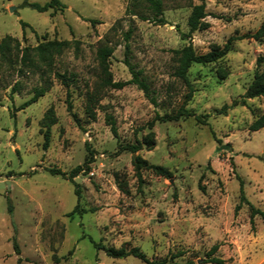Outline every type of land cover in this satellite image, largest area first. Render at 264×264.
Masks as SVG:
<instances>
[{
  "label": "rangeland",
  "instance_id": "374dc122",
  "mask_svg": "<svg viewBox=\"0 0 264 264\" xmlns=\"http://www.w3.org/2000/svg\"><path fill=\"white\" fill-rule=\"evenodd\" d=\"M24 1L48 0H0V38L18 40L5 59L0 57V264H146L132 255L110 257L94 242L136 246L154 260L176 255L173 262L179 264H215L208 261L212 256L225 264H250L264 245V220L256 214L250 224L245 202L235 211L237 176L245 197L264 209V127L249 129L264 112V95L225 112L221 108L239 101L254 73L264 69V62L256 63L264 56V38H236L258 28L264 0H205L209 26L189 37L181 33H187V17L199 0H161L164 24L126 12L129 0H60L61 11H37ZM140 10L149 15L145 7ZM20 20L28 23L24 36ZM128 28L129 62L142 71L157 106L135 84L101 83V46L112 49L106 59L110 77H131L124 63ZM230 37V49L221 58L193 62L187 70L193 92L185 107L205 115V122L193 116L156 121L155 144L136 152L169 169L171 177L142 169L138 184L134 154L121 145L141 139L155 112L170 113L182 103L188 89L173 75V49L190 41L196 53H206ZM54 39H77L79 48H65L38 70L21 65L23 46ZM218 69L228 72L226 78H219ZM35 87L47 90L20 108ZM67 91L76 119L66 109ZM89 97L94 118L86 111ZM49 107L56 121L43 148L42 118ZM106 114L115 120L117 138ZM90 151L93 160L73 176V184L69 173ZM214 244L218 247L211 252Z\"/></svg>",
  "mask_w": 264,
  "mask_h": 264
},
{
  "label": "trees",
  "instance_id": "16d2710c",
  "mask_svg": "<svg viewBox=\"0 0 264 264\" xmlns=\"http://www.w3.org/2000/svg\"><path fill=\"white\" fill-rule=\"evenodd\" d=\"M24 4L31 6L32 8L36 9L37 11H46L48 9L54 10H63L65 5L60 0H48L43 4H39L37 2H28L24 1ZM145 7L149 11V15L144 14L140 9ZM126 12L131 15H135L140 19H150L154 22L164 24L166 23V19L163 15L162 9V1L161 0H129V3L126 7ZM205 11V0H199L198 3H195L191 6L190 13L187 17V26L188 31L187 33H181L182 37H189L193 31L196 30H203L209 26L208 21L204 20L206 16ZM92 24L96 21L94 19H88ZM22 34L24 36V28L28 26V23L25 21L20 20ZM131 34V28L124 33V63L129 69L131 77L127 80H113L110 77V73L108 71V66L106 59L111 54L112 49L108 46H101L97 49V57L99 58L100 65L102 67L103 76L101 78V83L104 86H110L112 88H121L126 84H135L139 89H141L146 98L154 105L157 106L156 97L153 95V91L149 87V83L147 82L146 78L142 75V71L140 69H135L134 66L129 62V55H130V46H129V37ZM252 37L255 40H260L264 38V17L258 26V28L250 34L241 35L238 38L243 37ZM233 37H230L222 47L220 48H213L210 49L206 53H196L191 42H187V44L183 45L181 48L173 49V54L176 57V66L173 71V75L180 79L185 86L187 87V92L184 94L182 103L172 112L159 114L155 112L154 116L148 120L145 124V128H147V133L141 138L136 139L133 143H127L121 145L123 149H127L132 154H134L132 158V165L135 176L137 177L138 184L142 182V169H149L153 171L155 174L163 176L165 178H170L172 173L166 167L150 163L146 159L142 158L136 152L145 146L146 148H152L155 144V133L152 130L154 123L156 121L165 122V121H175L180 119L181 117L193 116L197 121L204 123L205 122V115H197L190 111L188 108L185 107L187 101L191 98L193 88L189 82L187 77V70L193 62L206 64L210 62H214L221 58L229 49L230 43ZM18 44V40L15 37L10 35H5L4 37L0 38V57L6 58L8 52L11 49V46H15ZM79 41L77 39L66 40V39H54V40H44L38 42L35 46H23L21 50L20 56V63L23 67L29 70H38L41 64L50 63L53 58V55L61 53L65 48L73 47L74 49L79 48ZM18 46V45H17ZM264 62V56L260 55L256 58V63L260 64ZM61 81L68 85L66 79L59 73H55ZM217 74L220 79L226 78L228 72L224 69H218ZM14 90V87H12ZM47 89L45 87H35L33 90L32 96L23 102L20 105V108L29 105L32 102H35L39 96H42ZM264 95V69L261 71H256L252 80L247 84L244 92L241 94L239 101H233L231 104L227 105L224 104L221 108L222 112H225L226 109L232 105H236L237 103L241 105H246L247 98H253L257 96ZM69 93L67 91V100H66V109L67 111L76 119L75 114L71 111L72 104L70 99L68 98ZM90 98V99H89ZM88 98V103L86 105V111L90 118L95 117V111L93 108L94 103L91 100V97ZM12 117L14 116L11 113ZM106 122L109 125L111 133L117 138V127L115 120L111 114H106L105 116ZM56 117L52 107H49L45 112L42 118V125L44 126L43 132V148L48 146L49 141V134H50V126L55 123ZM264 127V112L260 115L256 116L251 123L249 124L250 130H257ZM93 160V153L89 152V157L84 161L83 165L75 166L68 175V180L71 181L73 184V176L82 170L83 168L88 169V164ZM52 173H61L58 169H49ZM239 180V202L235 205V211L238 210L242 203L245 202L250 209V224H253V217L258 214L264 220V209H260L255 207L246 197L243 191V180L237 176ZM121 186V183H120ZM75 193L78 194L77 189H75ZM77 204L71 210L70 214H73L77 211ZM8 211L9 213L12 212V205L10 202L8 203ZM94 245L98 249L104 250L105 254L113 257V258H124L126 256L132 255L144 261L146 264H179L173 262V257L171 256L169 259L166 257L163 259H149L146 255L136 246L130 248H114L111 246H105L100 242H94ZM13 247L16 253H18V246L15 240H13ZM218 245L214 244L210 251L213 252L217 249ZM209 262L215 264H225L224 259H221L216 256H212L208 259Z\"/></svg>",
  "mask_w": 264,
  "mask_h": 264
},
{
  "label": "crops",
  "instance_id": "0c3cea01",
  "mask_svg": "<svg viewBox=\"0 0 264 264\" xmlns=\"http://www.w3.org/2000/svg\"><path fill=\"white\" fill-rule=\"evenodd\" d=\"M260 253L256 257H254L250 264H264V245H262L260 248Z\"/></svg>",
  "mask_w": 264,
  "mask_h": 264
},
{
  "label": "water",
  "instance_id": "95a60500",
  "mask_svg": "<svg viewBox=\"0 0 264 264\" xmlns=\"http://www.w3.org/2000/svg\"><path fill=\"white\" fill-rule=\"evenodd\" d=\"M9 9L11 10L12 8L9 7ZM227 147H228V144H222V145H220V148H227Z\"/></svg>",
  "mask_w": 264,
  "mask_h": 264
}]
</instances>
